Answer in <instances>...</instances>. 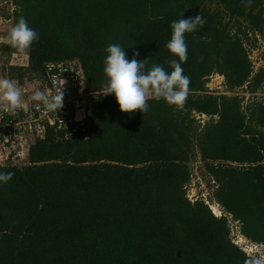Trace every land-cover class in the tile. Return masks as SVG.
<instances>
[{"label":"trees","instance_id":"16d2710c","mask_svg":"<svg viewBox=\"0 0 264 264\" xmlns=\"http://www.w3.org/2000/svg\"><path fill=\"white\" fill-rule=\"evenodd\" d=\"M12 2L13 26L23 16L39 39L26 64L10 66L11 78L24 85L42 79L47 64L79 61L87 128L67 140L47 127L24 163L0 164L14 173L0 182V264H257L231 235L237 223L264 246V103L227 94L264 93V68L254 72L250 58L264 45V0ZM199 14L204 27L185 33L181 66L191 83L182 108L150 99L147 112L129 114L115 95H101L110 44L129 60L138 52L145 71L170 73L169 61L179 62L166 47L170 25ZM216 75L225 94L209 91ZM198 155L222 216L187 195Z\"/></svg>","mask_w":264,"mask_h":264},{"label":"clouds","instance_id":"9594fccd","mask_svg":"<svg viewBox=\"0 0 264 264\" xmlns=\"http://www.w3.org/2000/svg\"><path fill=\"white\" fill-rule=\"evenodd\" d=\"M252 0H247L250 7ZM183 13H181L182 17ZM205 21L199 14L187 19L180 18L172 21L171 38L166 44L170 53L179 58L169 61L172 71L167 72L161 65H153L145 71V61L137 60L138 52L133 53L129 60L124 48L118 44H110L105 51L104 73L107 83L100 90L101 95H115L119 109L123 113H133L139 110L141 113L148 111L147 101L150 99L165 100L169 105L182 108L187 100L190 90V77L183 74L182 63L187 62V44L185 33L203 28ZM39 39V34L29 27L26 19L21 16L10 29L7 42L21 53L28 50L34 41ZM40 102L48 110H60L63 106V90L58 89L55 95L46 92L35 91L30 98ZM0 105L11 115H15L18 109L28 111V104L22 99V92L16 83L8 78H0ZM39 106V105H38ZM14 173H0V182L7 183ZM259 264V262H257Z\"/></svg>","mask_w":264,"mask_h":264},{"label":"built area","instance_id":"2783aa9c","mask_svg":"<svg viewBox=\"0 0 264 264\" xmlns=\"http://www.w3.org/2000/svg\"><path fill=\"white\" fill-rule=\"evenodd\" d=\"M85 81L82 64L72 61L47 64L39 80L40 90L34 85L30 86L31 83L20 86L22 96L28 98L24 101L28 104V111L18 109L15 115H11L0 106V148L5 150L4 157H0V164L27 158L32 144L45 138L47 127L61 132L67 140L79 138V132L85 134L87 113L83 101L88 96ZM60 88L63 90V106L60 110H48L40 102L30 99L35 91L55 95Z\"/></svg>","mask_w":264,"mask_h":264},{"label":"rangeland","instance_id":"374dc122","mask_svg":"<svg viewBox=\"0 0 264 264\" xmlns=\"http://www.w3.org/2000/svg\"><path fill=\"white\" fill-rule=\"evenodd\" d=\"M14 12V6L12 0H0V78H8L16 83L18 88L20 89V86L15 75H13V79L11 78L12 71L10 70V66H16L17 64H26L27 60V51L21 53L16 48H13L6 40V37L8 36L10 29L13 27V21L10 19V17L13 15ZM11 46V52L12 55L9 57L8 54L5 52V47ZM250 58L252 62L255 65L254 72H258L259 69L264 68V45L263 42H259L256 48L251 50L250 52ZM9 61V63H8ZM258 70V71H257ZM31 83L30 86L34 85V88L40 90L42 89L41 84L39 80H36L35 82H29L26 81L25 84ZM24 84V85H25ZM209 91L214 95H222L226 93L225 89V79L223 76H212L209 79L208 83ZM21 90V89H20ZM227 95H236V96H242L245 97L244 106L249 104L252 101H258L264 103V93L259 92L253 95H250L246 89L244 90H237L234 94H227ZM23 101H27V97L22 96ZM83 106H86V103H83ZM2 106V105H0ZM86 108V107H85ZM87 113V110H86ZM197 119L201 122V124H205L209 118L206 116H197ZM1 149V148H0ZM4 149L2 148L0 150V157H4ZM26 160V157H22L17 159L16 161H11L14 164H22ZM191 172H192V178L191 182L187 187V195L189 199L195 201L196 199H204L208 204H212L211 197L213 196V190H214V183L211 182L208 176L205 174V168L203 163L200 161V156L193 159V162L191 163ZM213 212L217 216H222V211L219 206L212 204L211 205ZM233 230H232V239L233 242L239 246L246 254L252 258H254L259 264H264V246L257 245L254 243H251L244 239L240 235V227L237 223L233 224ZM242 241L247 242L248 246L245 247Z\"/></svg>","mask_w":264,"mask_h":264},{"label":"bare ground","instance_id":"6f19581e","mask_svg":"<svg viewBox=\"0 0 264 264\" xmlns=\"http://www.w3.org/2000/svg\"><path fill=\"white\" fill-rule=\"evenodd\" d=\"M242 243L244 244L245 247L248 246L247 242L244 243V241H242Z\"/></svg>","mask_w":264,"mask_h":264}]
</instances>
